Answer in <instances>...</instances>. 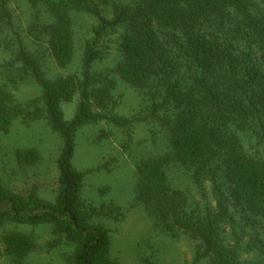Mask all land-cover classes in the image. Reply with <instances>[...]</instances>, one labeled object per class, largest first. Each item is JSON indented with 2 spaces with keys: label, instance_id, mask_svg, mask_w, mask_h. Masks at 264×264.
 I'll use <instances>...</instances> for the list:
<instances>
[{
  "label": "trees",
  "instance_id": "16d2710c",
  "mask_svg": "<svg viewBox=\"0 0 264 264\" xmlns=\"http://www.w3.org/2000/svg\"><path fill=\"white\" fill-rule=\"evenodd\" d=\"M10 1L0 0V55L6 57L0 63V132L8 133L17 118L44 119L62 139V148L56 203L0 188V228L6 222L50 225L53 235L76 245L72 264H117L108 259L109 231L90 222L95 209L83 207L86 173L77 171L72 159L82 126L100 120L121 128L132 123L107 114L115 105V82L93 71L103 57L102 38L120 30L121 60L112 73L133 87H150V117L173 133L176 156L192 170L193 182L210 180L221 199L264 231V161L247 155L238 137L254 125L264 139V0H28L35 10L28 33L59 67L74 54L73 15L87 13L97 21L84 46L80 74L53 80L25 45ZM27 83L40 89V97L20 104L13 91ZM75 95L77 109L67 121L61 104ZM15 157L24 164L38 160L33 149L16 151ZM139 173L137 200L164 233L172 238L183 233L198 242L195 261L264 264V259L242 261L240 248L225 243L222 223L233 220L225 199L218 200L216 212L197 213L188 208L183 192L169 187L159 163L145 162ZM1 241L13 257L24 256L32 246L14 233ZM257 249L264 254V243Z\"/></svg>",
  "mask_w": 264,
  "mask_h": 264
},
{
  "label": "rangeland",
  "instance_id": "374dc122",
  "mask_svg": "<svg viewBox=\"0 0 264 264\" xmlns=\"http://www.w3.org/2000/svg\"><path fill=\"white\" fill-rule=\"evenodd\" d=\"M9 8L28 50L40 58L47 79L80 74L85 43L92 38V29L97 25L95 18L87 13L73 15L74 54L67 66L59 67L45 45L36 44L28 33L35 16L30 2L11 0ZM106 10L111 9L107 7ZM108 11L105 15L112 18ZM42 16L46 17L45 14ZM119 38L120 30L104 35L100 43L103 57L93 65V71L107 73L115 82L112 91L115 105L105 110L107 114L126 118L132 123L121 128L100 120L86 124L76 132L72 164L77 171L86 173L80 196L83 207L95 209L90 222L109 231L108 259L117 264H207V259L195 261L197 241L183 233L176 238L164 233L137 200L141 184L139 167L145 162L160 164L169 187L185 194L190 210L216 212L221 198L210 180L204 179L201 184L193 182L192 170L176 156L173 133L158 118L150 117V87H133L112 73L121 60ZM4 58L0 55V63ZM13 92L20 104L40 97V89L34 84H23ZM78 102L79 97L75 95L71 102L61 104L65 120L74 117ZM257 130L254 125H249L238 132V137L247 155L264 161V139L260 140ZM61 148L62 139L46 120L15 119L8 133L0 132V188L26 199L34 196L43 203L54 205L59 191L56 161ZM30 149L38 154L35 163L24 164L16 160V151ZM223 201L233 217L232 221L222 223L225 243L240 248L242 261L263 260L264 254L257 249L260 241L264 243L263 229L247 221L245 214L226 199ZM8 233L29 239L31 249L22 257L7 255L1 238ZM75 250V244L53 235L50 225L6 222L0 228V264H72Z\"/></svg>",
  "mask_w": 264,
  "mask_h": 264
}]
</instances>
